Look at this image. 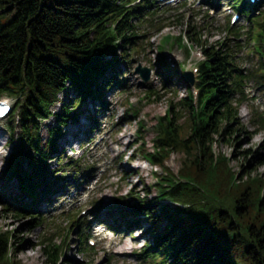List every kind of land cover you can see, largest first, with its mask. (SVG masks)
I'll return each mask as SVG.
<instances>
[{
  "label": "trees",
  "instance_id": "trees-1",
  "mask_svg": "<svg viewBox=\"0 0 264 264\" xmlns=\"http://www.w3.org/2000/svg\"><path fill=\"white\" fill-rule=\"evenodd\" d=\"M137 1L0 0V97L7 95L17 101L10 127L14 133L20 129L21 157L28 159L37 177L55 176L49 160L65 127L78 118V102L91 98L103 105L108 87L121 73L119 64L130 63L134 54L142 52L144 46L138 37L143 19L160 7L153 0ZM234 1L238 8L250 12L245 0ZM207 18L211 17L206 12L204 21ZM251 23L247 31L243 26L228 24L227 36L217 41V46L204 37L205 32L212 31V22L195 26L189 22L187 31L179 37L165 39V44L171 46L177 42L187 54L192 49H202L206 60L199 64L198 101L190 89L177 107L171 103L154 126V151L144 143L139 145L143 158L163 170L156 174L159 197L151 198L145 182L144 196L131 189L119 197L122 206L127 204L119 214L122 218L133 217L127 222L142 226L139 216H144L149 225L145 232L152 241L146 242L137 254L146 264H264V174L257 171L264 165V154L247 150L246 158L252 162L242 164L238 171L229 155L214 149L221 142L236 147L239 134L251 132L242 122L240 109L246 100V82L257 80L264 86V5ZM244 37V45L257 65L243 72L237 53ZM165 44L159 48L156 70L164 80L168 76L162 72H174L164 55ZM71 90L75 97L62 102V111H54L59 95ZM158 97L159 92L146 91V99ZM185 109L189 115L183 121ZM51 116L56 124L48 129L45 142L41 122ZM252 124L264 127V119H252ZM139 125L141 134L145 127L142 122ZM173 154H183L177 171L167 165ZM12 165L23 192L37 201L38 185L33 181L36 176L26 174L18 160H13ZM254 171L257 174L253 175ZM161 198L177 203L176 209L159 205ZM27 211L26 208L18 214ZM163 218L168 222L164 227ZM32 219L36 220L34 228L46 222L40 215ZM69 219L64 242L44 246L54 263L64 256L70 258L66 256L70 234L86 229L77 213L70 214ZM113 224L115 229L119 226L118 222ZM88 236L78 238L83 253L94 250L87 245ZM14 238L12 231L0 228V264H24L15 251Z\"/></svg>",
  "mask_w": 264,
  "mask_h": 264
},
{
  "label": "rangeland",
  "instance_id": "rangeland-1",
  "mask_svg": "<svg viewBox=\"0 0 264 264\" xmlns=\"http://www.w3.org/2000/svg\"><path fill=\"white\" fill-rule=\"evenodd\" d=\"M208 1L210 0H197L187 8L178 11L156 0L155 5L161 9L158 13L154 12L152 18L143 19V28L138 37V41L144 48L141 53L134 54L130 63L124 66L119 64L121 74L117 76L116 82L114 79L113 86L106 93L107 106L103 107L91 101V98L78 102L84 104L79 106L81 117L78 116L79 119L77 118L75 122H70L65 127L66 134L58 140V146L56 145L55 153L51 155V161H49L51 168L56 171V177L45 174L36 177V183L39 185L36 192L41 200L39 203L36 202V210L30 208L31 204H35L32 197L22 195L21 181L13 172L12 161L18 160L23 163L26 174L31 177L37 176L34 173L36 170L33 169L28 159L21 157L19 144L21 131L17 128L14 133L11 128H8L11 114L5 120L0 121L2 127L0 132L4 130V136L0 137L2 153L0 228L3 231H12L15 235L14 247L22 263L146 264L139 259L137 254L146 242L152 241L150 235L145 232L149 225L144 218H141L142 226L129 224L127 221L133 217L122 218L119 215L125 208H119L116 199L127 195L131 189L136 195L144 196V182L148 185L151 198L159 195L155 187L156 174L163 173V170L159 166L151 165L143 158L139 145L144 143L149 151H153V139L156 136L154 125L170 109L171 103L177 107L179 100L186 97L190 84L184 75L187 72H193L201 60L196 58L197 53L201 52L199 48L195 49L191 56H187L177 44L171 46L170 43H166L164 46L166 58L173 65L176 64L177 71L168 75L164 71L165 68L160 67L162 69L160 70L164 71L162 73L168 76V79L164 80L156 74V66H159L157 63L159 48L164 44L168 35L175 38L187 31L189 22L194 26L212 22L214 25L212 31L205 32L204 37L208 38L214 46L217 41H222L227 36L226 24H230V17L224 14L223 6L233 7L234 0H214V3L218 4L217 7L208 5ZM212 9L214 13L210 12ZM206 12L211 15V18L204 21ZM243 15L244 17L242 16L237 24L245 26L247 30L251 24L246 25L245 23L250 20V17L246 16L245 12ZM155 24L158 26H154ZM240 41L241 46L237 53L238 66L243 72L246 69L253 70L256 68L257 60L249 48L244 45L245 37ZM139 64L150 68L149 81H143L142 76L136 72ZM194 76L197 79L196 73ZM243 89L247 100L240 110V115L242 122L249 127L250 134H239L240 143L236 147L227 142L214 145L216 153L221 151L231 157L232 166L238 171L241 170L242 164L248 165L252 162L246 158L247 150H259L264 154V127H256L257 125L252 124V119L264 118V87L260 86L256 80V83L248 82ZM148 90L159 92L160 97L155 100L146 99L145 94ZM4 97L9 96L4 95ZM74 97V90L61 93L60 102L53 110L62 111V102H68ZM12 101L17 103L14 98ZM136 111L138 113H135ZM183 112L182 120L185 121L189 114L186 109ZM93 117L97 122L96 128L91 127ZM140 121L145 127L141 130V134ZM55 123L54 117L42 122L41 135L45 142L49 137L48 129ZM254 131H256L255 134H251ZM71 132L80 136L79 140H83L85 144L76 142L77 138L66 141ZM133 155L135 158L132 159ZM60 156L64 160L58 159ZM182 158L183 154H173L167 165L177 171L181 167ZM75 164L81 167L79 171L82 176L78 179H74L75 175L72 171V166ZM257 171L264 174V165L260 166ZM257 171H254L253 175L257 174ZM45 194L48 195L47 198H44ZM97 202L101 203L94 206L93 203ZM165 203L171 205L168 201ZM27 207L29 210L26 214H18L17 211H22ZM4 208L7 210L4 211ZM78 210L79 218L87 224L85 233H90L91 237L97 241V245L93 247L92 252L83 253L81 251L83 246L78 242L81 233H76L75 230L70 234V245L66 249V256L70 258L64 256L54 263L48 258L44 246L48 242L56 244L64 242L67 237L69 215ZM37 215L42 216L46 222L41 227L34 228L32 225L36 220L32 217ZM99 219L113 221L112 223L118 222L119 226L116 230L98 234L96 220ZM166 220L167 218H163V227L168 224Z\"/></svg>",
  "mask_w": 264,
  "mask_h": 264
},
{
  "label": "bare ground",
  "instance_id": "bare-ground-1",
  "mask_svg": "<svg viewBox=\"0 0 264 264\" xmlns=\"http://www.w3.org/2000/svg\"><path fill=\"white\" fill-rule=\"evenodd\" d=\"M64 131H65V129H64ZM3 132H4V130H2V131L0 132V137L4 136V135H3ZM65 132H66V131H65ZM82 132H83V131H82ZM81 134H83V133H81ZM75 138H77V139H75ZM72 139H75L76 142H81V143L83 142V140H79V139H80V136H76L73 132L70 133V135H69V137H67L66 141H68V140H72ZM0 146H1V144H0ZM1 159H2V153H1V151H0V161H1ZM47 197H48V195L45 194L44 198H47Z\"/></svg>",
  "mask_w": 264,
  "mask_h": 264
},
{
  "label": "water",
  "instance_id": "water-1",
  "mask_svg": "<svg viewBox=\"0 0 264 264\" xmlns=\"http://www.w3.org/2000/svg\"><path fill=\"white\" fill-rule=\"evenodd\" d=\"M137 71L143 75L145 80H149L150 79L151 71H150L149 68H143L142 66H139L137 68Z\"/></svg>",
  "mask_w": 264,
  "mask_h": 264
}]
</instances>
